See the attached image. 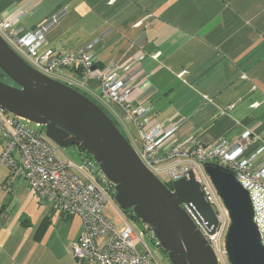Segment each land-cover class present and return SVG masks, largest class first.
I'll return each mask as SVG.
<instances>
[{
	"label": "crops",
	"instance_id": "0c3cea01",
	"mask_svg": "<svg viewBox=\"0 0 264 264\" xmlns=\"http://www.w3.org/2000/svg\"><path fill=\"white\" fill-rule=\"evenodd\" d=\"M61 7L66 14L46 32L40 52L91 45L96 67L140 70L133 105L151 108L152 123L176 126L177 139L195 134L216 146L250 132L245 156L264 146V0H0V18L29 31ZM65 73L81 77L77 68ZM85 84L95 89L99 83ZM115 110L136 130L123 106ZM4 144L1 139L0 152ZM254 166H264V151ZM9 171L4 184L18 177L23 188L11 189L8 202L0 193V212L14 208L0 219V264H88L71 251L84 232L81 217L64 218L51 201L37 198L24 176ZM103 212L122 229L113 205ZM144 242L154 254L152 237Z\"/></svg>",
	"mask_w": 264,
	"mask_h": 264
},
{
	"label": "built area",
	"instance_id": "2783aa9c",
	"mask_svg": "<svg viewBox=\"0 0 264 264\" xmlns=\"http://www.w3.org/2000/svg\"><path fill=\"white\" fill-rule=\"evenodd\" d=\"M65 14L66 8L61 7L29 31H23L16 22L3 17L0 18V34L34 69L86 92L99 107L109 111L143 163L163 182L164 175L168 177L165 182L171 185L174 180L188 177L190 172L194 174L216 214L217 228L211 231L192 203L181 206L215 251L219 264H231L225 247L230 217L205 171L207 162L234 171L248 190L254 206V220L264 245V166H254V159L264 151V146L251 156H245L248 146L244 142L250 137V132H245L236 143L222 142L216 146L203 144L195 134L177 139L176 126L164 128L161 124L152 123L151 108L133 105L139 93L136 80L140 70L130 69L124 73L118 66L96 67L97 58L90 51L91 45L76 52L52 48L40 52L46 32ZM160 55L161 52L155 54L156 57ZM72 68L81 71L80 78L67 76L65 72ZM241 78L250 80L243 72ZM88 80H96L99 83L97 88H87L85 82ZM116 104L125 108L140 133V139L132 135L131 129L118 116ZM29 123L0 111V138L5 142L0 166L5 165L12 173L24 176L37 197L51 201L54 210L61 215L81 217L84 232L72 244V255L79 262L86 260L88 264H161L144 242L146 235L154 236L153 230H136L130 225L113 203L115 187L98 163L93 158H84L82 163L62 160L44 130ZM108 204L113 205L119 214L123 223L121 230L104 215L103 210Z\"/></svg>",
	"mask_w": 264,
	"mask_h": 264
},
{
	"label": "water",
	"instance_id": "95a60500",
	"mask_svg": "<svg viewBox=\"0 0 264 264\" xmlns=\"http://www.w3.org/2000/svg\"><path fill=\"white\" fill-rule=\"evenodd\" d=\"M0 111L44 128L56 146L79 147L114 185L116 204L151 228L170 264H219L207 239L182 208L192 203L211 231L218 220L192 172L172 189L140 159L113 119L88 96L44 75L17 54L0 34ZM230 217L225 247L231 264H264V245L254 206L235 172L204 164Z\"/></svg>",
	"mask_w": 264,
	"mask_h": 264
},
{
	"label": "rangeland",
	"instance_id": "374dc122",
	"mask_svg": "<svg viewBox=\"0 0 264 264\" xmlns=\"http://www.w3.org/2000/svg\"><path fill=\"white\" fill-rule=\"evenodd\" d=\"M159 57V56H158ZM35 125V124H33ZM130 125V124H129ZM131 130H132V127H131ZM132 135L138 139H140V133L137 131V130H132ZM200 139V138H199ZM55 148H56V151H57V154L58 156L64 160V161H73L75 163H81L82 162V156H81V153L78 151V149L76 147H69L67 149H63V148H60L58 146H56L54 144ZM0 148H1V138H0ZM1 154V152H0ZM2 166V165H1ZM0 193L4 194L5 195V199L3 200V202H8L9 201V197H10V190H14V189H17V188H23L22 185H19V183L17 181H19V178L16 177L14 179V183L12 184L11 180L14 178V177H11L9 178V183L10 184H4V180L7 176V174L10 173L9 169L7 168V166H2L0 167ZM4 173V174H1V173ZM14 176V175H13ZM164 179V182L168 179L167 175H164L163 178ZM23 181H25L24 179H22ZM27 182V181H25ZM21 202L23 204V199H21ZM113 203L118 206L115 202V200L113 199ZM1 204V203H0ZM8 208V209H7ZM119 210L121 209L119 206H118ZM13 206L12 205H7L6 207L4 206L3 208V211L0 212V219L3 220V218L5 217H8L9 215V212H11L13 210ZM115 216V215H114ZM79 217V216H78ZM77 217V218H78ZM116 223H118L119 225H121L120 221H121V218L120 216L118 215L117 218L114 217ZM122 222V221H121ZM129 223L130 225L136 229V230H139V229H144L142 228L143 224L141 221H135V220H129ZM123 228V227H122ZM147 236V235H146ZM153 239V238H152ZM156 246V245H155ZM153 244H151V248L152 250H154V254L155 256L157 257V259L162 262V260L165 261L166 264H170V262L168 261V258H167V254L162 250V248L159 246V247H155ZM156 248H158V252L156 251Z\"/></svg>",
	"mask_w": 264,
	"mask_h": 264
},
{
	"label": "trees",
	"instance_id": "16d2710c",
	"mask_svg": "<svg viewBox=\"0 0 264 264\" xmlns=\"http://www.w3.org/2000/svg\"><path fill=\"white\" fill-rule=\"evenodd\" d=\"M0 79H3V80H5L6 82H9V83H11L10 82V80L0 71ZM83 93L84 94H86V95H88L86 92H84L83 91ZM89 96V95H88ZM90 97V99H92L91 98V96H89ZM93 100V99H92ZM105 111H106V113L113 119V121L116 123V124H118L119 125V123H118V121L115 119V117H113V115H111V113L109 112V111H107L106 109H105ZM30 124V126H32V127H36L35 125H33L32 123H29ZM41 129H43L44 130V128H42V127H40ZM39 128V129H40ZM2 139V138H1ZM3 140V139H2ZM78 150H80V151H82V149L81 148H79V147H76ZM79 151V152H80ZM83 152V151H82ZM81 153V152H80ZM81 156H82V161H83V159L84 158H92L91 157V155H89V154H87V153H81ZM82 163V162H81ZM12 173V172H11ZM28 181V180H27ZM29 183V182H28ZM30 186V185H29ZM168 186L170 187V188H172L171 187V185L170 184H168ZM30 188H31V186H30ZM32 189V188H31ZM33 190V189H32ZM34 191V190H33ZM34 193H35V191H34ZM35 195H36V193H35ZM37 196V195H36ZM38 198V197H37ZM39 199V198H38ZM39 200H47V199H39ZM120 211L122 212V214L124 215V217L129 221V220H135V221H140V220H138L136 217H134V214H133V212L131 211V210H123V209H120ZM64 218H71V217H67V216H64ZM143 224V223H142ZM143 228L144 229H150L148 226H146L145 224H143ZM147 236H149V235H147ZM150 237H152L153 238V240H154V242L156 243V245L157 246H159V244L157 243V241H156V239H155V237L153 236V235H151ZM164 251V250H163ZM165 252V251H164ZM166 253V252H165Z\"/></svg>",
	"mask_w": 264,
	"mask_h": 264
},
{
	"label": "flooded vegetation",
	"instance_id": "af4514ba",
	"mask_svg": "<svg viewBox=\"0 0 264 264\" xmlns=\"http://www.w3.org/2000/svg\"><path fill=\"white\" fill-rule=\"evenodd\" d=\"M225 240H226V237H225ZM228 256V255H227Z\"/></svg>",
	"mask_w": 264,
	"mask_h": 264
}]
</instances>
